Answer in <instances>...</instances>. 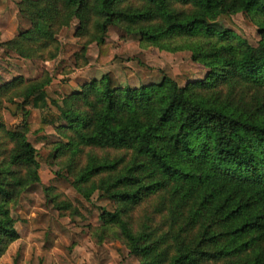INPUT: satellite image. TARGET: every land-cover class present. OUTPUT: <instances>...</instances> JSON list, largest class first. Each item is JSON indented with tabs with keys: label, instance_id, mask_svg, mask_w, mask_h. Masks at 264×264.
<instances>
[{
	"label": "trees",
	"instance_id": "obj_1",
	"mask_svg": "<svg viewBox=\"0 0 264 264\" xmlns=\"http://www.w3.org/2000/svg\"><path fill=\"white\" fill-rule=\"evenodd\" d=\"M17 8L29 27L0 47L18 57L56 58L57 33L76 21V68L91 43L100 66L117 62L105 39L118 27L142 48L188 51L206 73L183 85L163 75L129 86L108 71L65 95L47 72L1 83L0 257L19 238L10 206L40 180L27 134L53 125L56 173L84 198L112 202L87 226L94 242L117 240L138 264H264V0H20ZM239 13L256 26V45L222 22ZM36 109L51 118L35 126ZM45 194L61 216H81L56 187Z\"/></svg>",
	"mask_w": 264,
	"mask_h": 264
},
{
	"label": "rangeland",
	"instance_id": "obj_2",
	"mask_svg": "<svg viewBox=\"0 0 264 264\" xmlns=\"http://www.w3.org/2000/svg\"><path fill=\"white\" fill-rule=\"evenodd\" d=\"M18 1L0 0V41L29 27V21L18 12ZM222 22L252 45L259 40L256 26L244 13L222 17ZM76 25L73 21L57 33L59 52L52 60L21 58L0 47V84L16 76L33 79L47 72L53 83L60 84L58 93L65 95L108 71L121 85L129 86L159 83L163 75L170 76L180 85L205 76L206 69L193 62L188 51L171 53L152 46L142 48L136 38L126 35L118 27H110L105 39L118 56L117 62L100 66L96 62L98 48L91 43L85 49L87 63L76 68L75 62L81 61L76 56L81 49L75 36ZM7 107L15 110L14 104L7 103ZM21 117L19 112L11 124L20 123ZM43 117L51 118L44 109H36L28 120L36 126ZM27 138L37 150L40 180L22 192L18 202L10 206L19 238L8 245L0 257V264H138L121 242L105 239L96 243L88 235V225L100 224L99 207L112 210L113 205L97 192L89 200L84 198L70 179L56 173L47 145L59 139L53 125H46L36 134H27ZM48 186L63 192L81 216H61L46 197Z\"/></svg>",
	"mask_w": 264,
	"mask_h": 264
}]
</instances>
